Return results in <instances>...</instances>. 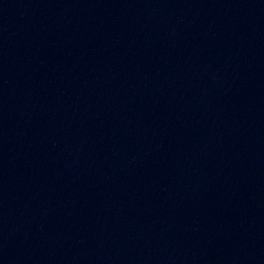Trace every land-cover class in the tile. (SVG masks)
I'll list each match as a JSON object with an SVG mask.
<instances>
[{"label": "water", "instance_id": "obj_1", "mask_svg": "<svg viewBox=\"0 0 264 264\" xmlns=\"http://www.w3.org/2000/svg\"><path fill=\"white\" fill-rule=\"evenodd\" d=\"M0 264H264V0H0Z\"/></svg>", "mask_w": 264, "mask_h": 264}]
</instances>
